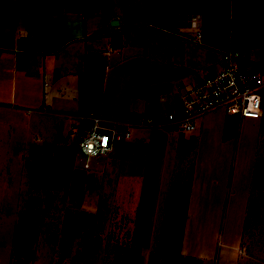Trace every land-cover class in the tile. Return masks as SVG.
I'll list each match as a JSON object with an SVG mask.
<instances>
[{"label": "crops", "instance_id": "obj_1", "mask_svg": "<svg viewBox=\"0 0 264 264\" xmlns=\"http://www.w3.org/2000/svg\"><path fill=\"white\" fill-rule=\"evenodd\" d=\"M229 50L264 70V0H0V199L18 191L17 152L33 134L90 112L181 115L184 90L219 71ZM236 119L216 108L189 131L134 128L94 160L107 176L118 170L125 213L141 198L138 213H152L154 228L161 216L182 217L187 263L264 264V108L249 123ZM211 126L220 148L230 143L231 163L201 158ZM198 215L205 250L185 251ZM2 248L0 233V258Z\"/></svg>", "mask_w": 264, "mask_h": 264}, {"label": "rangeland", "instance_id": "obj_2", "mask_svg": "<svg viewBox=\"0 0 264 264\" xmlns=\"http://www.w3.org/2000/svg\"><path fill=\"white\" fill-rule=\"evenodd\" d=\"M54 127L51 136L33 134L17 152L18 191L0 199V264H194L180 256L181 216H161L154 228L152 213H138L141 198L135 213H125L116 167L108 176L94 160L83 167L78 144L86 122L70 117ZM216 128H204L200 154L224 166L234 157L230 143L219 147ZM186 228L184 250L204 251L202 216H192Z\"/></svg>", "mask_w": 264, "mask_h": 264}, {"label": "built area", "instance_id": "obj_3", "mask_svg": "<svg viewBox=\"0 0 264 264\" xmlns=\"http://www.w3.org/2000/svg\"><path fill=\"white\" fill-rule=\"evenodd\" d=\"M251 67L247 55L240 50L223 54L219 71L208 74L189 85L182 93L183 112H169L166 117L143 115L132 120H115L90 112L81 115L88 124L78 148L83 167L113 150L114 144L127 139L131 130L140 127L163 128L175 126L182 131L194 128L196 116L220 108L237 119L260 118L263 115L264 70Z\"/></svg>", "mask_w": 264, "mask_h": 264}]
</instances>
